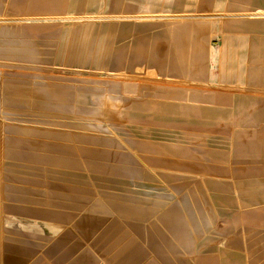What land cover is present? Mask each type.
I'll return each mask as SVG.
<instances>
[{"label":"rangeland","instance_id":"obj_1","mask_svg":"<svg viewBox=\"0 0 264 264\" xmlns=\"http://www.w3.org/2000/svg\"><path fill=\"white\" fill-rule=\"evenodd\" d=\"M258 10L109 0L27 22L0 9V264L213 260L226 228L212 199L256 184L230 189V170L264 153V87H247L245 54L264 40L244 26L264 24Z\"/></svg>","mask_w":264,"mask_h":264},{"label":"crops","instance_id":"obj_2","mask_svg":"<svg viewBox=\"0 0 264 264\" xmlns=\"http://www.w3.org/2000/svg\"><path fill=\"white\" fill-rule=\"evenodd\" d=\"M1 3L0 9L3 12H7V7H10L12 11L19 10L26 12L31 18L25 19V21L32 22V19L47 18L56 16H79L78 18H84L86 15H93L95 9L98 7L106 6L109 0H5ZM116 1V0H115ZM4 2V0H1ZM118 5V3H117ZM116 2L115 6L117 7ZM117 9V8H116ZM121 5L119 2L118 10L115 12H121ZM264 16L263 10H258L255 15ZM251 15V14H250ZM40 20V19H39ZM41 22V21H40ZM42 23V22H41ZM248 29L264 31V24H244ZM177 35H180L177 33ZM256 42H253V44ZM256 47V45H254ZM258 50L253 51L250 46L247 47L245 54L247 57L253 54V58L247 59V65L249 68L246 70L249 72V82H257V84L250 83L248 88L258 89V86L264 87V40L258 44ZM164 48V47H163ZM160 48L159 50L163 49ZM249 49V50H248ZM159 53V52H158ZM165 55V54H164ZM166 60V56L164 57ZM260 58L263 62V66L257 67V63L248 64L249 61L253 62V59ZM258 61V60H257ZM156 65V64H155ZM246 65V64H245ZM165 64L161 63L160 66L155 67L154 70H150L159 74L160 68ZM252 66V67H251ZM158 80V76H155ZM161 79V78H160ZM163 80V78L161 79ZM261 81V82H260ZM264 89V88H263ZM243 103V107L250 109L249 102ZM264 141V139H263ZM264 152V144L263 151ZM262 155V154H261ZM248 163V161L246 162ZM250 165L232 167L230 170L234 174L235 182H232L229 186L230 189L240 186L238 183L243 180H257L254 185H245L244 194L240 196L230 195L229 197H214L212 200L217 205L215 208L217 216L223 222L225 229L221 230L220 244L221 247L214 251L213 260L198 259L196 264H264V153L262 156V164L251 168ZM243 168H245L243 170ZM251 173H260V176L249 175ZM244 174V175H238ZM228 187V186H227ZM68 196H71L69 193ZM59 200L65 198L59 197ZM85 220L89 221L92 218L85 216ZM92 222V221H91ZM87 225L81 224V230ZM58 236V234H56ZM218 238V237H217ZM215 238V239H217ZM216 242V241H215ZM10 251H14L15 247L12 244ZM4 262L7 264H22V258L16 255H6ZM166 264H173V261H166ZM65 264H126L119 261H97L91 256L83 255L77 252L74 256L70 257ZM158 264V262H157ZM182 264H189V262H182Z\"/></svg>","mask_w":264,"mask_h":264}]
</instances>
